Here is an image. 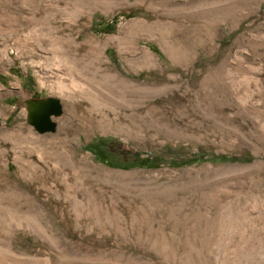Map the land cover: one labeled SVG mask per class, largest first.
Returning <instances> with one entry per match:
<instances>
[{
  "label": "rangeland",
  "instance_id": "374dc122",
  "mask_svg": "<svg viewBox=\"0 0 264 264\" xmlns=\"http://www.w3.org/2000/svg\"><path fill=\"white\" fill-rule=\"evenodd\" d=\"M81 65L127 78L105 85L125 104L81 93ZM49 98L63 111L40 132L32 103ZM0 252L264 264V0H0Z\"/></svg>",
  "mask_w": 264,
  "mask_h": 264
},
{
  "label": "bare ground",
  "instance_id": "6f19581e",
  "mask_svg": "<svg viewBox=\"0 0 264 264\" xmlns=\"http://www.w3.org/2000/svg\"><path fill=\"white\" fill-rule=\"evenodd\" d=\"M32 21V23L33 24H37L39 21H40V19H37V18H34V19H31ZM39 20V21H38ZM32 23H31V25H32ZM42 24V23H41ZM30 25V26H31ZM36 26V25H35ZM37 28V27H36ZM37 33V32H36ZM109 39H111L110 37H107V38H105L104 40H97V39H95L94 37H90V39H88V40H90V41H92V43L93 42H95L96 44H97V46H105L106 44H107V42L109 41ZM61 41L62 39H58V41ZM73 40V39H72ZM95 45V44H94ZM71 46V45H70ZM66 58V57H65ZM60 59V58H59ZM63 60V59H62ZM103 61V60H102ZM63 62V61H62ZM68 62V61H67ZM75 62H77V61H74V63ZM104 62H106L105 60H104ZM69 63H71L70 61H69ZM73 63V64H74ZM56 64V63H55ZM54 64V65H55ZM57 65V64H56ZM72 65V64H71ZM65 66H67V64L65 65ZM69 66V65H68ZM74 66V65H73ZM73 66H70V67H68L67 69H68V75H69V77L71 76V80H72V83L79 89V91H81V93H84V92H87V94H90V95H92V96H95V97H97V98H99V99H101L102 100V102H105L106 103V105L105 106H107V104H109L110 105V107H120V106H123L125 103H124V101H121L120 99H117V98H115L110 92H108L105 88H106V86H107V88H110L111 87V89L113 90L114 89V87H117V85H123L124 87H127L128 86V80H127V78H125V77H122L119 73H117L116 71H114L111 67H108L107 68V70H106V72L105 73H103V74H101V75H89L88 77L86 76V74H87V69L83 66V65H81V67L80 68H78V66L77 67H73ZM109 66V65H108ZM51 68V67H50ZM52 68H53V66H52ZM51 68V69H52ZM55 68V67H54ZM59 68H60V66H59ZM55 69H57V68H55ZM62 69V68H61ZM89 70V69H88ZM57 72H58V70H57ZM56 71H55V73H56V75H57V78H59L58 79V81L59 82H61V79L63 78L62 76V74H60V73H57ZM60 72V71H59ZM48 73H49V71H48ZM52 73V72H51ZM53 73H54V71H53ZM52 73V74H53ZM50 74V73H49ZM55 75V76H56ZM64 75H65V73H64ZM45 77V76H44ZM47 77V76H46ZM54 78V77H53ZM69 79V78H68ZM56 80V79H55ZM63 83V82H62ZM61 83V84H62ZM71 83V82H70ZM64 84V83H63ZM62 84V86H64ZM106 85V86H105ZM109 86V87H108ZM62 88V87H61ZM61 88H59V89H61ZM123 88V87H122ZM121 88V89H122ZM116 89V88H115ZM63 90V89H62ZM110 90V89H109ZM111 91V90H110ZM146 91V90H145ZM63 92H64V90H63ZM75 92H77V91H75ZM143 92V91H142ZM141 91H140V93H142ZM73 93V92H72ZM82 97V96H81ZM86 97V96H85ZM86 99L88 100V98L86 97ZM122 99V98H121ZM80 100V99H79ZM78 100V101H79ZM96 100V99H95ZM49 101L50 100H48V99H46V100H43V101H40V102H37V104L36 103H32V114H33V111L34 110H36V109H39V110H43V111H46L47 110V108H48V105H49ZM83 101V100H82ZM86 101V100H85ZM97 101V100H96ZM99 101V100H98ZM90 102V101H89ZM92 102H95V101H92ZM104 103V104H105ZM98 104V103H97ZM96 104V105H97ZM99 105V104H98ZM78 107L77 108H79V109H81V111L84 113V115H86V118L87 119H89V121H90V124L93 126V127H96V126H99V125H97V121L99 122V120H96L92 115H90V114H93V112H95L94 110H95V108H96V106H95V104H92V105H86V104H84V103H82V102H79L78 103V105H77ZM100 106V105H99ZM98 107V106H97ZM102 107V106H101ZM88 113V114H87ZM33 122L32 123H34L35 122V117H34V115H33ZM100 123V122H99ZM6 134V133H5ZM8 208V207H7ZM1 209H2V207H1ZM7 212H8V214H9V216L10 217H15V218H18L19 217V213L17 214L16 212H15V210H13V209H8L7 210ZM23 218H24V220H26L27 222H28V225L29 226H31L30 225V223H32V219L30 218V216H28V214L27 215H24L23 216ZM15 220V219H14ZM35 223V222H34ZM36 224V223H35ZM34 224V225H35ZM33 225V224H32ZM36 226V225H35ZM9 251V250H8ZM3 252H5V251H3ZM2 252V253H3ZM1 253V252H0ZM3 256V255H2ZM5 262H4V260L1 258V260H0V264H4Z\"/></svg>",
  "mask_w": 264,
  "mask_h": 264
},
{
  "label": "water",
  "instance_id": "95a60500",
  "mask_svg": "<svg viewBox=\"0 0 264 264\" xmlns=\"http://www.w3.org/2000/svg\"><path fill=\"white\" fill-rule=\"evenodd\" d=\"M49 105L46 111L36 109L33 111L35 127L40 132H48L56 130V123L52 119L54 115H60L63 111V106L58 99L49 98Z\"/></svg>",
  "mask_w": 264,
  "mask_h": 264
},
{
  "label": "trees",
  "instance_id": "16d2710c",
  "mask_svg": "<svg viewBox=\"0 0 264 264\" xmlns=\"http://www.w3.org/2000/svg\"><path fill=\"white\" fill-rule=\"evenodd\" d=\"M138 164L137 165H147L148 164V162H147V160H145V161H139V162H137Z\"/></svg>",
  "mask_w": 264,
  "mask_h": 264
}]
</instances>
